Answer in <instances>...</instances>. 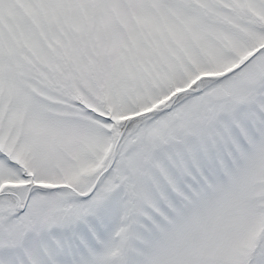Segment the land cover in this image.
<instances>
[{
    "label": "snow or ice",
    "instance_id": "6c2138e0",
    "mask_svg": "<svg viewBox=\"0 0 264 264\" xmlns=\"http://www.w3.org/2000/svg\"><path fill=\"white\" fill-rule=\"evenodd\" d=\"M0 264H264V0H0Z\"/></svg>",
    "mask_w": 264,
    "mask_h": 264
}]
</instances>
